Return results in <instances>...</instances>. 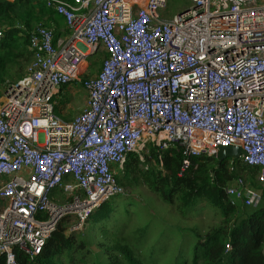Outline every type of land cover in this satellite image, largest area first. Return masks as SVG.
Listing matches in <instances>:
<instances>
[{"label":"built area","instance_id":"obj_1","mask_svg":"<svg viewBox=\"0 0 264 264\" xmlns=\"http://www.w3.org/2000/svg\"><path fill=\"white\" fill-rule=\"evenodd\" d=\"M32 1L55 10L70 33L56 43L50 28L37 26L25 75L0 98L7 264H17L15 249L37 257L68 217L67 236L81 230L122 192L112 167L122 169L131 153L143 161L150 146L177 149L182 173L198 169L194 158L239 146L264 183V0H189L173 17L161 13L168 0ZM100 49L93 77L88 58ZM75 83L87 103L67 121L57 97ZM56 190L67 197L54 198ZM225 193L235 207L262 202L242 178Z\"/></svg>","mask_w":264,"mask_h":264},{"label":"trees","instance_id":"obj_2","mask_svg":"<svg viewBox=\"0 0 264 264\" xmlns=\"http://www.w3.org/2000/svg\"><path fill=\"white\" fill-rule=\"evenodd\" d=\"M39 25L54 28L55 40L70 33L65 19L45 2L0 0V30L4 34L0 42V87L5 78L13 79L14 73L17 81L25 75V64L32 61L30 35ZM88 59L92 72L96 66L101 69V56L94 54ZM60 104L56 113L62 116L64 105ZM149 149L143 161L131 153L122 169L112 167L115 181L124 191L90 214L84 236H67L72 224L68 217L34 259L15 249L17 264H264V186L257 180L259 169L239 159L231 170V160L218 166V156H213L194 158L198 169L182 173L183 157L177 149ZM239 176L247 177L248 186L261 192L259 207L230 204L225 188ZM141 187L180 217L211 207L221 211V221L205 232L190 229L188 245L183 240L175 249L170 248L178 225L170 224L156 211L139 209ZM160 224L161 230L156 226ZM0 264H7L5 255H0Z\"/></svg>","mask_w":264,"mask_h":264},{"label":"rangeland","instance_id":"obj_3","mask_svg":"<svg viewBox=\"0 0 264 264\" xmlns=\"http://www.w3.org/2000/svg\"><path fill=\"white\" fill-rule=\"evenodd\" d=\"M190 5L191 4L189 0H168V5H167L168 8L163 10L161 13L165 17H173L174 15L178 14L185 8H188ZM104 54L105 53L103 49L97 50L96 55L101 56V63L104 59ZM30 63L25 64V67H24L25 72L27 70V67L30 65ZM89 68H90V76H93V77L101 70L98 68V66L94 68L93 72H92L93 67L92 69L91 67ZM12 76H13V79H7L8 77L4 79V83L0 87V94H1L0 98L7 90L9 84H13L17 82L18 78L16 77L15 73L14 75L12 74ZM78 85L80 84L79 83L72 84L70 87L66 88V90L63 92L64 94L58 96L57 98V101L59 102L58 105L61 106L60 103H63L64 105V110L61 113L62 116H65V117L70 116L71 119H73L76 115H78L85 109L86 103H87L86 102L87 93H86L85 88H83L81 85L80 86ZM237 178H242V180L244 179L247 186L249 185L246 180L247 177L246 179L242 176H239ZM257 180L264 186V183H262L259 180V176H257ZM139 191L142 194V197H141L142 199H140L141 203L139 205V209L143 210V212H145V210L147 209L156 211L161 217L167 218L170 224L178 225V231L174 237V240L170 244V248L175 249L178 245V242H182L183 240H186L185 246L188 245L189 241L187 238H188L190 229L195 228L201 232H205L209 228L215 225H218L221 221V211L215 210L211 207H209L210 209L208 210L204 209L200 211L199 213L192 212L191 214H188L187 216L180 217L176 215L167 205H164L163 203H161L155 195L150 194L149 191L145 189V187L139 188ZM133 196H135V194ZM59 197L63 198V197H67V195H65L62 191L56 190L54 192V198H59ZM121 200L122 199H118V202H121ZM157 224H159V222ZM70 225L72 226V224ZM156 226L159 230L162 229L161 224L156 225ZM86 232H88V230L84 226L81 230L74 232L70 237L79 238V236H84ZM179 232H182L181 234L182 236L179 235Z\"/></svg>","mask_w":264,"mask_h":264},{"label":"water","instance_id":"obj_4","mask_svg":"<svg viewBox=\"0 0 264 264\" xmlns=\"http://www.w3.org/2000/svg\"><path fill=\"white\" fill-rule=\"evenodd\" d=\"M243 155L244 152L239 146L220 147L218 151V166L228 159L235 162L241 159Z\"/></svg>","mask_w":264,"mask_h":264},{"label":"crops","instance_id":"obj_5","mask_svg":"<svg viewBox=\"0 0 264 264\" xmlns=\"http://www.w3.org/2000/svg\"><path fill=\"white\" fill-rule=\"evenodd\" d=\"M52 31H53V33H54V35H55V29L54 28H50ZM67 36H68V34L67 33H63V34H61L60 36H58L57 38H56V43H57V41L58 40H65V39H67ZM54 38H55V36H54Z\"/></svg>","mask_w":264,"mask_h":264},{"label":"bare ground","instance_id":"obj_6","mask_svg":"<svg viewBox=\"0 0 264 264\" xmlns=\"http://www.w3.org/2000/svg\"><path fill=\"white\" fill-rule=\"evenodd\" d=\"M167 8H168V6H167ZM53 10V9H52ZM2 31H3V29H2ZM30 44V43H29ZM78 86H80V85H78ZM82 89V88H81ZM84 91V90H83ZM87 102V101H86Z\"/></svg>","mask_w":264,"mask_h":264},{"label":"clouds","instance_id":"obj_7","mask_svg":"<svg viewBox=\"0 0 264 264\" xmlns=\"http://www.w3.org/2000/svg\"><path fill=\"white\" fill-rule=\"evenodd\" d=\"M55 39V38H54ZM231 162H233V161H231Z\"/></svg>","mask_w":264,"mask_h":264},{"label":"snow or ice","instance_id":"obj_8","mask_svg":"<svg viewBox=\"0 0 264 264\" xmlns=\"http://www.w3.org/2000/svg\"><path fill=\"white\" fill-rule=\"evenodd\" d=\"M37 250H39V249H37Z\"/></svg>","mask_w":264,"mask_h":264}]
</instances>
